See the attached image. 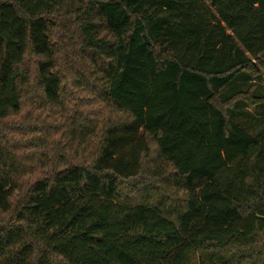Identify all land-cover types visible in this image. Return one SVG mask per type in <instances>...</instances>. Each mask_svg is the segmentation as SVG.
Returning <instances> with one entry per match:
<instances>
[{
  "label": "trees",
  "instance_id": "trees-1",
  "mask_svg": "<svg viewBox=\"0 0 264 264\" xmlns=\"http://www.w3.org/2000/svg\"><path fill=\"white\" fill-rule=\"evenodd\" d=\"M256 66L264 0H0V264H264Z\"/></svg>",
  "mask_w": 264,
  "mask_h": 264
},
{
  "label": "rangeland",
  "instance_id": "rangeland-1",
  "mask_svg": "<svg viewBox=\"0 0 264 264\" xmlns=\"http://www.w3.org/2000/svg\"><path fill=\"white\" fill-rule=\"evenodd\" d=\"M70 23H68V21H67V24L65 26V29L67 28V25H69ZM59 28L62 31L61 26ZM71 28H73V26ZM60 30L59 29H56L54 31L55 34H53V39L54 40L56 39L57 42H61V49H60V51L61 52H64L65 49H66L65 48L66 40L63 38L62 34L60 33ZM58 32L60 34H57ZM74 49L76 50V47H74ZM64 61L65 60H63V59H61L59 61V63L57 64V70L58 71L60 70L61 72L65 73V74H68V72L65 70L66 67L64 68V65H63ZM84 64L90 70H93L94 69L93 65L90 64V62L84 61ZM256 68H257L258 75H257V77L254 80L255 90L252 93L255 94V95H257V96L258 95L259 96H261V95L264 96V71L259 66H256ZM80 71H82V69ZM87 80H88V82L90 84V87H89V92L86 94V97L89 100L93 101V104H94V107L95 108H97V109L98 108L99 109L101 108L100 110L103 113H106L105 111H107L109 114L112 115V117H114V114H113V112L110 109V106L108 104H106V103H102L101 101H98L97 89H98V87L100 85L99 82L98 81H94L91 78H87ZM246 88H248V84L247 83L242 85V89L243 90H245ZM60 103L63 105V107H72V106H75V101L68 100L66 97H62ZM50 112H51V109H50V107H48V108H46L44 110L33 111V114L34 115H38L39 114L41 117L50 118L51 117ZM249 113L250 114H248V115H245L243 113H239L236 118L241 123L246 124L249 127V130H250L251 133H259L261 131V129H262V122H261V120H262L263 115H264V106L258 105V106H256L253 109H249ZM31 121L33 122V120H30V122ZM53 134L54 133H51L50 134L51 140L55 138V137H53ZM18 143H19V141H18ZM47 156H48V154H47ZM37 160L40 161V155L37 157ZM32 163H34V162H32ZM32 163H31V166H32ZM29 181H32V178L29 179Z\"/></svg>",
  "mask_w": 264,
  "mask_h": 264
}]
</instances>
